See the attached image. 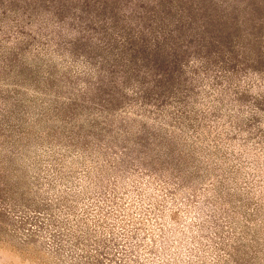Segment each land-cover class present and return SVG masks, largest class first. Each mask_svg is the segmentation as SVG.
<instances>
[{"label": "rangeland", "instance_id": "obj_1", "mask_svg": "<svg viewBox=\"0 0 264 264\" xmlns=\"http://www.w3.org/2000/svg\"><path fill=\"white\" fill-rule=\"evenodd\" d=\"M0 264H264V0H0Z\"/></svg>", "mask_w": 264, "mask_h": 264}, {"label": "trees", "instance_id": "obj_2", "mask_svg": "<svg viewBox=\"0 0 264 264\" xmlns=\"http://www.w3.org/2000/svg\"><path fill=\"white\" fill-rule=\"evenodd\" d=\"M35 211V210H34Z\"/></svg>", "mask_w": 264, "mask_h": 264}]
</instances>
